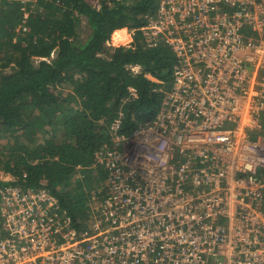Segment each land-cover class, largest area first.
Masks as SVG:
<instances>
[{
    "label": "built area",
    "instance_id": "2783aa9c",
    "mask_svg": "<svg viewBox=\"0 0 264 264\" xmlns=\"http://www.w3.org/2000/svg\"><path fill=\"white\" fill-rule=\"evenodd\" d=\"M127 30L173 56L158 112L109 126L80 229L46 187L1 178L0 264H264V0H157Z\"/></svg>",
    "mask_w": 264,
    "mask_h": 264
},
{
    "label": "trees",
    "instance_id": "16d2710c",
    "mask_svg": "<svg viewBox=\"0 0 264 264\" xmlns=\"http://www.w3.org/2000/svg\"><path fill=\"white\" fill-rule=\"evenodd\" d=\"M156 6L157 0L102 1L99 9L88 0H0L6 184L46 187L76 229L88 221L106 181L94 154L110 145L109 126L121 115L119 133L131 135L155 116L169 86L174 59L166 46L148 49L137 38L127 47L107 45L115 29L145 25ZM123 34L115 31L113 40ZM61 84L70 93L58 90ZM50 127L60 135L52 136ZM15 137L24 143L4 149L1 140Z\"/></svg>",
    "mask_w": 264,
    "mask_h": 264
},
{
    "label": "rangeland",
    "instance_id": "374dc122",
    "mask_svg": "<svg viewBox=\"0 0 264 264\" xmlns=\"http://www.w3.org/2000/svg\"><path fill=\"white\" fill-rule=\"evenodd\" d=\"M82 26H83V30H82V35H81V37L83 38V39H86V37H87V35H88V31L86 30V28H85V24L83 23L82 24ZM120 30H124L125 31V34H123V35H125V36H123V38L121 39V38H119V40H116V38H114L115 40H113V34L115 33V31H119V29H115L114 31H112L110 34H109V37H108V41H107V45L108 46H114V47H117V46H129L131 43V39L133 38L132 36H131V34H128V30L126 29V28H122V29H120ZM148 78H150V77H148ZM151 79V78H150ZM58 90H61V91H64L65 93L66 92H68V89L66 88V87H63L62 86V84L61 85H58ZM68 93H70V92H68ZM49 130L50 131H52L51 132V135L52 136H54V137H58L59 135H60V133H59V131L55 128V127H50L49 128ZM40 135H41V133H39L38 135H37V142H39V140H40ZM18 136V135H17ZM42 136V135H41ZM22 137V136H21ZM23 138H26V137H23ZM2 141V143H3V147H4V149H6V147H8V146H10V145H13L14 143L16 144V143H18V144H23L24 143V141L22 140V138H10V139H7V138H3V140H1ZM20 142V143H19ZM22 142V143H21ZM36 142V143H37ZM3 168V166H2V160L0 159V179L2 178H5V176L7 175L6 173H4V170L2 169ZM79 175V174H78ZM77 175V178H80L81 176H78ZM74 179H76L75 177H74ZM74 181V180H73Z\"/></svg>",
    "mask_w": 264,
    "mask_h": 264
},
{
    "label": "crops",
    "instance_id": "0c3cea01",
    "mask_svg": "<svg viewBox=\"0 0 264 264\" xmlns=\"http://www.w3.org/2000/svg\"><path fill=\"white\" fill-rule=\"evenodd\" d=\"M119 31H121V30H119Z\"/></svg>",
    "mask_w": 264,
    "mask_h": 264
}]
</instances>
